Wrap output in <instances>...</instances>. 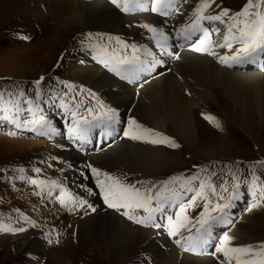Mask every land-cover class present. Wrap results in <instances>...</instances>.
I'll list each match as a JSON object with an SVG mask.
<instances>
[{"label":"snow or ice","instance_id":"6c2138e0","mask_svg":"<svg viewBox=\"0 0 264 264\" xmlns=\"http://www.w3.org/2000/svg\"><path fill=\"white\" fill-rule=\"evenodd\" d=\"M110 2L123 13L151 12L169 17L175 14L185 15L181 5L186 4L187 0H110ZM262 5L264 0H246L239 11L233 12L221 7L218 0H195L194 7L187 14V20L175 31V37L189 42L188 46L192 51L209 55L228 67L255 63L259 59H264ZM138 27L150 34L149 39L155 42L162 56L177 60L181 58L178 52L173 51L174 45L170 43L173 39L171 34L150 23H141ZM20 38L30 39L28 36ZM100 40H103V36ZM81 44L93 53V59L99 65L125 80H138L141 74H151L157 66L165 63L151 48L137 45L135 42L130 43L120 36L109 35L107 42L102 43L94 41L93 34L87 33ZM217 49L227 51L221 53ZM45 80L44 76H40L30 82L35 88V100L29 98L28 93L19 85L15 86V91L11 88H0L2 113L0 121L14 125L17 129L30 128L40 135L56 133L57 129L41 114V109L36 103L43 95L42 84ZM61 83L67 91L59 94V105L71 117L67 128L68 138L84 145L92 142L91 136L96 130L100 137L111 136L116 130L115 126L120 122L117 109L106 104L91 89L83 87L78 89L75 84ZM64 97L69 99L65 100ZM22 115L30 118L21 119ZM202 115L216 128L222 127L215 116L204 113ZM123 135L152 145L180 147L174 138L139 123L135 118L128 119ZM239 163L236 162L237 165ZM257 166L264 167V161L250 165L251 176L244 178L238 175V169L233 170L232 166H226L227 172L219 184L214 178L220 179L219 173L224 172L223 168L209 171L207 166L198 165L194 166L198 170L190 175L179 173L162 181H131L127 176L110 174L91 164L86 165L80 174L85 179L88 178V173L95 178L108 208L116 210L137 224L166 229L167 234L176 238L175 243L181 245L184 251L203 252L211 243L215 225L233 223L229 210L234 207L236 201L243 199L245 195L250 197L245 209L247 212H252L264 204V182L256 175ZM17 171L20 174L9 179L27 181L38 189L35 195L46 194L48 197L55 195L59 204L69 211L79 209L96 211L87 199L72 193L61 181L40 178L39 174L42 172L40 167L31 169L38 174L37 177L29 176L28 170L24 167H19ZM81 187L89 196L95 195L87 185ZM190 208H199L200 211L190 216L188 214ZM169 209L175 211L167 214ZM16 211L19 212L18 209ZM158 214L166 219V224L157 222ZM20 219L29 221L23 213H20ZM29 222L35 226L34 221ZM25 230L23 227H13L0 221V231L15 233ZM236 239L234 234L226 231L218 239L211 254L218 256L221 264H264V241L256 244H236L234 243ZM48 242L53 243L51 239Z\"/></svg>","mask_w":264,"mask_h":264},{"label":"rangeland","instance_id":"374dc122","mask_svg":"<svg viewBox=\"0 0 264 264\" xmlns=\"http://www.w3.org/2000/svg\"><path fill=\"white\" fill-rule=\"evenodd\" d=\"M4 1L8 2V0ZM15 1L17 0H9L10 3H14ZM219 2H221L223 8H228L235 12L240 10L246 0H219ZM33 3L34 1L32 4ZM262 9H264V5H262ZM156 15L158 14H152V16ZM124 17H130L129 19L135 18L132 16ZM139 18L143 19L141 16H139ZM55 23L56 22L49 17L45 19L41 15L21 12L17 10V8H15V10H7L0 13V88H11L15 91V86L19 85V87L23 88L30 96H35L34 85L30 82L38 79L40 76H44L46 80L44 84H42V92L48 88L54 90L59 89L58 91L66 89L61 82L75 84L78 89L83 87L94 91L93 87L86 83L84 84L77 80H73L71 77V68L73 66H82L86 64L82 61L83 59H80L81 62L71 59V56H75L76 50L84 46L81 44V41L85 39V35L87 33H92L93 40L102 43L107 42V37L109 35L120 36L130 43L135 42L137 45H142L139 37L141 36V31L144 29L138 27V25L149 22H138V20L133 22L126 21V23L124 22L122 25V32L110 31L100 26H94L83 29L78 28L68 32L62 31V33L60 32L59 34H56L57 26ZM133 25L136 27V30H132ZM133 34L134 36L132 37ZM146 34L149 33L146 32ZM21 36H28L30 39L22 40L20 38ZM101 36H103L102 41L100 40ZM150 42L151 39L146 38V46L151 48L154 52H158L164 59L167 58L165 61L168 66L177 60L172 57L162 56L159 51H156L154 47L150 46ZM188 52L194 53V51ZM194 54L197 53L195 52ZM13 58H16L13 63L17 61L23 62L26 58L29 60V64L27 63L17 68L14 66L12 68V62H9V60ZM81 58L83 57L81 56ZM263 62L264 59H259L252 64L260 65ZM164 66V64L161 65L165 71L166 66ZM237 66L238 65H234L229 68L237 69ZM216 93L219 99V106L217 104H210L207 109L203 110L202 108H196L194 110L195 119L197 120L196 124L198 126V134H196L195 137L197 139L198 135H200V143L203 147L199 148V152H197L189 143L182 140L181 137L170 133L168 136L174 138L175 141L180 144V147L171 148L163 146V149L165 148L164 151L167 149L170 155H173L177 161L181 162V165L172 171L171 168H167L164 174H158L157 177L149 178L150 181H162L179 173L190 175L198 170L194 166L205 165L209 168V171L219 170L221 168L224 169V172L219 173L220 179L214 178L215 182L219 184L224 179V173L227 172L226 166H232L233 170L238 169V175L244 178L251 176L252 169L249 167L250 165L255 164L257 161H264V124L262 125V122L259 123V119L254 113L249 117L243 118L241 112H232V106H230L229 100H227L228 98L226 99L219 91H216ZM100 94L103 93L100 92ZM78 99H80V97H78ZM106 99L105 97L104 101L108 104ZM109 104L111 107L115 108L110 102ZM129 107L130 106L126 109H122V111L133 112V108ZM223 110L226 112H223ZM202 113L215 116L220 121L222 127L216 128L212 122L204 118ZM0 115H2V113H0ZM255 121L256 125L253 126ZM2 122L3 121H0V221L10 224L13 227H21L25 223L21 222L23 219H20V213H23L25 216L30 215L32 221L35 223L42 222L35 226L29 222L26 226L27 230L23 232L12 233L0 231V264H156L152 259V253L146 260L142 256L141 249H139L140 241L145 240L146 237L143 233H147L151 229L140 228L143 226L131 223L116 210L115 212L112 210L109 211L118 213L122 220L126 222L133 231L139 228V231H143L142 236L138 234V241L135 247L129 251L131 253L127 256L124 255V260L122 259L123 251L116 252L120 248L110 249L107 247L110 251L106 254L103 248L100 249V246H95V248L90 241H88L89 239L87 240V233L83 231L80 222H78L77 225L76 223L72 224V222L64 220L67 218L64 217L65 213L72 214L73 212L62 207L59 202L56 201L55 195L53 197H48L46 194L40 196L41 199L44 200L56 201L55 204L51 201V207L47 208V206L43 205V209H40L39 201L35 198L28 197V188L26 187L27 181L9 178L18 176L19 172L17 169L26 165L27 168L25 169L28 170V175L32 173L34 174L33 177H37L38 174L32 172L31 169L40 167L42 169V175H39L40 178L61 181L63 177V163L61 158L57 153L50 156V152L45 146L47 143L46 140L34 138L32 137L33 134L30 132L29 134L23 132V128L17 129L14 125L9 127L8 125H3ZM126 138L130 139L128 137ZM36 144H40L41 146ZM64 144L65 146L59 145L55 147V144L53 146L58 150L59 148L66 147L67 149H63H72L75 151L70 145ZM40 161H44L45 163H40ZM236 162H240L239 165H237ZM48 165H51V167ZM67 167L68 169L71 168L70 165ZM255 171L256 175L261 177V182H264V167L257 166ZM90 176L92 175L90 174ZM91 179L93 180L95 178L92 176ZM33 187L35 186H31L30 192L32 191L34 194L35 190ZM36 190L38 189L36 188ZM75 190L77 189L74 188L73 185L71 191L75 192ZM22 193L25 194L23 195ZM96 195L99 198L102 197V194L99 195L98 193ZM34 196L36 195L34 194ZM248 200L250 201V197L245 196L243 199L235 202L233 208L238 218H236L237 220H232V225L235 227H231V225L229 229L235 228L251 238H256V242H250L256 244L264 241V204L254 209L252 212L241 211V205H244V209H246L248 205L245 201ZM17 209L19 212L16 211ZM84 211L85 210H82L81 212L83 213ZM199 211V208H190L188 209V214L190 216L196 215ZM83 214H85V212ZM44 215H46V219ZM77 215H79V213H74L70 215V217ZM69 221H71V219ZM54 227H56L54 232L58 235L51 238L53 243L50 244L47 240L50 236L46 235L44 232L53 230ZM226 229L227 228H221L215 232L217 240L226 232ZM15 235L26 236L16 240L11 239L16 237ZM96 238L98 242L104 241L107 245L104 237L97 235ZM30 239L35 240L38 246V251L34 254H29L27 252L28 250L26 251V245L31 242ZM56 241L59 242L57 243ZM122 246L123 245H121V247ZM161 249H164L163 251H165L167 255V250L169 248L164 247ZM181 251L183 252V250ZM212 256L213 255L209 254L204 257L213 259L214 264H221V260L218 256L216 259L215 256H213V258Z\"/></svg>","mask_w":264,"mask_h":264},{"label":"bare ground","instance_id":"6f19581e","mask_svg":"<svg viewBox=\"0 0 264 264\" xmlns=\"http://www.w3.org/2000/svg\"><path fill=\"white\" fill-rule=\"evenodd\" d=\"M33 1L34 3L32 4ZM83 1L86 0H17L14 3H10L9 0L8 2L0 0V13L17 8L21 12L41 15L45 19L49 17L56 22V34L62 33V31L68 32L78 28L83 29L94 26L122 32L124 22H133L135 20H138V22H151L164 30H169L172 27L175 31L183 19L184 22L187 20L184 15L180 14H175L173 17L171 15L164 19L147 14L141 19L138 17L141 14L120 12L119 9H116V6L105 0ZM194 4L195 0H188L186 4H183L182 11L188 13ZM219 4L221 6V2ZM124 16L135 18L129 19L130 17ZM132 30H136L134 25ZM140 35L141 44L146 46V30H142ZM152 42L156 46L153 40L151 41V46ZM217 51L223 53L227 50L217 49ZM180 57L179 61L176 60L177 62L175 61L169 66L165 62L166 70L161 71L152 80H148L139 89L110 75L93 59V53L86 46H82L76 50L75 56H71V59L79 62H81L80 59H83L82 61L86 64L73 66L71 68V77L73 80L93 87L99 94L100 92L103 93L100 95L103 99L107 98L108 105H110V102L115 106L119 117L123 121L126 122L129 118H135L139 123L149 128L161 131L167 135H170V133L176 134L189 143L197 152L203 146L200 143V135H198L197 139L195 137L198 134V126L194 110L196 108L207 109L210 104L219 106L216 91H219L226 99L228 98L227 100L232 106V112H241L243 118L249 117L254 113L258 117L259 123L262 122V125L264 124V64L257 66L244 64L242 66L238 65L237 69H230L220 65L217 59L209 55L194 54L186 50L182 51ZM15 60L16 58L9 60V62H12V68L26 65L29 62L25 58L23 62L17 61L13 63ZM128 106L133 108V112L122 111ZM223 112L226 111L223 110ZM255 125L256 121L253 126ZM123 139L122 141H113L110 147L101 152L91 150V152L86 154L80 153L75 149V151L63 149L66 147L59 148V150L55 149L59 145L65 146V142L60 140L46 143L45 146L50 152V156L57 153L61 158L63 163L62 183L70 190L74 185L77 190L71 192L75 194L79 192L78 195L92 202L91 204L96 208L95 212L83 209L87 214H83L82 210L78 212L72 211V214L79 213V215L74 217H70L72 214L63 213L64 217H67L64 220L77 225L80 222L83 231L87 233V240L89 239L88 241L93 247L100 246V249L103 248L104 253L107 254L110 251L107 247L110 249L120 248L119 250L116 249V252L123 251V260L124 255L127 256L131 253L129 251L135 247L138 241V234L141 236L145 234V240L140 241V244L138 242V244L142 256L146 260L152 253V259L156 264H214L213 259L204 257L207 255L194 256L171 243L162 230H150L147 233H143V231H139L142 228L140 227L133 231L118 213L104 209L103 202L97 195L89 196L81 187V185H87L93 192L96 191V186L94 180L91 179L90 173H88L87 179L80 174L81 170L88 164H92L94 167L108 173L127 176L131 181H149V178L164 174L167 168H171L172 171L181 165V162L177 161L173 155H170L167 149L164 151L165 148L163 149L162 145H152L142 141L127 139L126 137ZM54 144L55 147L53 146ZM36 145L41 146L40 144ZM68 165H70V169H68ZM70 219L71 221H69ZM226 231L237 237L236 241H234L237 244L257 241L256 238H251L235 228ZM97 235L104 237L107 245L104 241L98 242ZM25 236L20 235L11 239L16 240ZM121 245L123 246L121 247ZM37 247L36 241L31 240L26 245V251L28 250L29 254H34L38 251ZM164 247L169 248L167 255L163 251L164 249H161Z\"/></svg>","mask_w":264,"mask_h":264}]
</instances>
